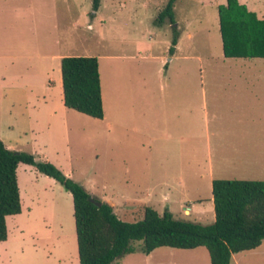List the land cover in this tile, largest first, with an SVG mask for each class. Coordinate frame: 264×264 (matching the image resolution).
<instances>
[{
  "label": "rangeland",
  "instance_id": "obj_1",
  "mask_svg": "<svg viewBox=\"0 0 264 264\" xmlns=\"http://www.w3.org/2000/svg\"><path fill=\"white\" fill-rule=\"evenodd\" d=\"M168 1L101 0L95 15L92 0H0V83L13 72L4 60L12 54L22 83L32 84L33 120L30 127L24 101L16 98V110H9L11 102L6 100L0 109V138L15 150L51 161L93 198L112 204L123 220L138 221L145 207L152 206L161 214L168 210L176 218L207 224L215 220L213 178L264 180V175H212L204 150L192 152L190 161L179 159L173 113L177 101L171 94L165 100L169 121L155 130L152 120L144 121L140 110L150 97L141 93L146 84L158 88L157 72L163 56L171 55L176 30L181 38L178 54L190 59L174 60L163 75L171 90L179 74H192V105L198 112L203 86H223L221 71L237 62L222 61L219 5L226 0H176L175 21L166 18L160 23ZM251 2L254 12L264 15V0ZM52 52L98 57L104 118L66 107L62 92L51 91L49 79L56 77V65L45 55ZM112 93H121L122 102L113 110ZM127 97L133 101H127L128 106ZM212 159L217 160L215 149ZM17 174L22 211L7 217L8 238L0 241V264H80L72 193L34 165L20 163ZM134 245L136 251L123 256L120 264H210L205 247H160L148 256L141 241ZM246 260L264 264V240Z\"/></svg>",
  "mask_w": 264,
  "mask_h": 264
},
{
  "label": "trees",
  "instance_id": "obj_2",
  "mask_svg": "<svg viewBox=\"0 0 264 264\" xmlns=\"http://www.w3.org/2000/svg\"><path fill=\"white\" fill-rule=\"evenodd\" d=\"M176 0H169L159 21H175ZM101 0H92L93 10ZM220 32L226 57L264 58V18L248 9L240 0L219 5ZM175 32L170 52L179 40ZM64 103L89 116H105L99 59L91 55L64 56L61 62ZM20 163L34 165L55 178L72 193L80 264H120L126 254L142 251L150 254L159 247L195 249L206 247L211 264H230L232 255L259 247L264 240V180L214 179L215 220L201 223L176 218L166 210L161 214L146 206L144 217L131 222L121 219L114 206H101L76 180L68 177L49 160H38L32 153L11 149L0 138V241L8 238L7 217L22 211L17 169ZM101 201V200H100Z\"/></svg>",
  "mask_w": 264,
  "mask_h": 264
},
{
  "label": "crops",
  "instance_id": "obj_3",
  "mask_svg": "<svg viewBox=\"0 0 264 264\" xmlns=\"http://www.w3.org/2000/svg\"><path fill=\"white\" fill-rule=\"evenodd\" d=\"M240 2L247 5L250 10H256L251 0H240ZM100 8L97 11L94 10L95 15H97ZM257 15L259 18H264V15L258 13ZM89 26L91 27V24ZM56 43L59 44L60 40L57 39ZM180 49L181 38L179 37L175 51L173 53L170 52L171 55L167 58L163 56L161 67H159L157 72L161 75L160 77L157 75L158 88L150 87V84L149 86L146 84V87L143 88V92L141 93L143 97H150L149 102L147 100L146 103L143 102L145 107H142L140 110L141 115L145 118L144 121H147V119L152 120L151 125L153 129L154 126L159 127V124L163 127L169 121L165 100L171 94L177 101V105H174L175 109L173 113L178 129L176 131L177 136L174 138H176L178 143L176 148L179 159L183 157L190 161L192 159V152L197 153L199 150H204L210 156L209 159H211L208 167L212 175L215 173L264 175V58L224 56L222 60L224 63L229 62L230 59H237V62H232V65H226V70L221 71L220 78L224 81L223 86L215 88L203 86V104L200 112H198L196 106L192 105V74L190 72H184L182 75L179 74L174 79L171 90L166 86L168 81L166 82V78L163 75V69L167 68L176 59H190L189 55L178 54ZM45 56L56 65L52 69L57 75L55 78L50 77L49 87L51 91L55 89L60 93L62 92L64 98L61 62L64 56L69 55L52 52ZM15 58L12 54L4 56L8 68H11L13 72L5 74L1 78L0 109L3 108L7 100L11 102L7 103V109L16 110L14 107L16 104L15 99L19 98L20 101H24L25 107L22 106V108L25 109L23 111L28 113L29 125L32 127L33 120L30 115V87L32 84L30 85L28 82L22 83V79H24L23 75L19 71L14 70L17 67ZM187 68L189 69V66ZM60 72L61 74H59ZM100 74L104 103L103 77L101 72ZM6 94L9 95V100L6 98ZM120 99L121 93H112L110 95V107L112 110L122 104ZM129 100L131 99L127 97L126 105ZM115 122L117 125V119ZM32 137H34V134L29 139H32ZM193 139H195L193 142L197 143L192 144ZM6 144L9 148L15 149L11 143ZM214 149L217 154L216 162L212 159ZM185 212L190 213L191 210L187 208ZM261 245L252 250L234 253L230 264H249L248 259L246 260L247 262H244V259L258 251ZM152 254L153 251L147 255Z\"/></svg>",
  "mask_w": 264,
  "mask_h": 264
},
{
  "label": "water",
  "instance_id": "obj_4",
  "mask_svg": "<svg viewBox=\"0 0 264 264\" xmlns=\"http://www.w3.org/2000/svg\"><path fill=\"white\" fill-rule=\"evenodd\" d=\"M91 200L93 201V202H95L96 204H98L99 206H101V204H102V201H100V200H97V199H95V198H91Z\"/></svg>",
  "mask_w": 264,
  "mask_h": 264
}]
</instances>
